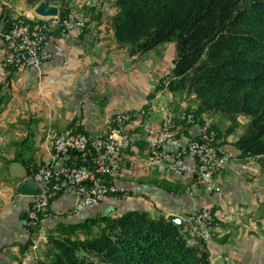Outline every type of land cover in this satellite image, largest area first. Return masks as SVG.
<instances>
[{
    "label": "crops",
    "instance_id": "obj_1",
    "mask_svg": "<svg viewBox=\"0 0 264 264\" xmlns=\"http://www.w3.org/2000/svg\"><path fill=\"white\" fill-rule=\"evenodd\" d=\"M104 2L71 0V7L87 10L96 28L79 39L67 36L53 40L46 48L53 58L39 68L10 70L0 66V264H36L35 258L47 251L44 246L28 251L30 236L22 224L33 196L17 190L38 164L50 158L49 130L79 124L84 133L94 134L103 130L105 118L145 108L153 126L172 112L176 116L175 132L183 142L193 140L199 132V124L184 128L178 120L179 114L189 110L191 100L198 105L194 94L182 89L156 91L158 82L174 67L176 45L161 44L141 57H130L128 49L116 41L111 26L116 12L113 0L109 2L112 11ZM29 10L32 7L25 0H7L0 5V62L6 18ZM200 120L211 123L219 140L234 155L216 175L217 193H207L199 183L153 171L147 164L145 144H139L122 156V168L112 179L128 196L114 200L105 197L99 206L88 207L71 218L45 219L48 234L57 236L68 226L83 224L98 214L117 216L147 210L151 216L174 214L184 218L210 207L225 216L236 214L239 219L215 230L203 245L210 264H264V171L255 158L243 155L235 145L245 128L229 131L230 117L218 112L203 111ZM63 163L58 161L56 167ZM77 201L74 192L66 189L49 209L66 214ZM183 230L191 245L201 244L187 225L183 224Z\"/></svg>",
    "mask_w": 264,
    "mask_h": 264
},
{
    "label": "trees",
    "instance_id": "obj_2",
    "mask_svg": "<svg viewBox=\"0 0 264 264\" xmlns=\"http://www.w3.org/2000/svg\"><path fill=\"white\" fill-rule=\"evenodd\" d=\"M25 1L34 8L44 0ZM113 4L114 36L130 57H141L175 38L171 77L177 89L196 96L197 118L203 111L248 118L235 145L264 171V0H113ZM95 220L103 227L93 239L65 235L64 231L85 229L87 224L50 234L48 264H210L205 248L191 245L183 225L164 215L130 210L99 215L90 224Z\"/></svg>",
    "mask_w": 264,
    "mask_h": 264
},
{
    "label": "built area",
    "instance_id": "obj_3",
    "mask_svg": "<svg viewBox=\"0 0 264 264\" xmlns=\"http://www.w3.org/2000/svg\"><path fill=\"white\" fill-rule=\"evenodd\" d=\"M87 23L82 15L71 12L65 18L47 17L34 25L14 24L4 35L6 55L2 65L38 68L53 58L45 48L54 37L69 34L81 37L89 27ZM143 115L142 110L118 112L104 119L103 132L97 135H88L77 129L51 132L48 135L51 156L34 176L42 193L27 210L24 230L30 233L37 229L52 198L68 188L79 197L70 215L97 206L105 196L118 198L123 194L120 193L122 189L110 183L108 178L120 170L122 154L139 143L147 147V163L152 170L188 183H199L206 192H218L216 174L228 165L231 155L219 145L210 124H199L192 107L179 114L178 120L184 128L199 124L196 138L183 142L174 131L176 117L173 114L168 113L159 128L146 122ZM71 155H77L73 164L56 167L58 161H66ZM190 220L199 239L205 242L221 225L239 222L233 216L213 213L211 208H202ZM223 264L233 263L226 261Z\"/></svg>",
    "mask_w": 264,
    "mask_h": 264
},
{
    "label": "rangeland",
    "instance_id": "obj_4",
    "mask_svg": "<svg viewBox=\"0 0 264 264\" xmlns=\"http://www.w3.org/2000/svg\"><path fill=\"white\" fill-rule=\"evenodd\" d=\"M7 2V0H0V5H3V4H5ZM109 2H110V0H105V8L108 10V11H112V6L109 4ZM70 3H71V0H54V1H51L50 0V4L52 5V6H55V7H57L58 8V14L57 15H55V16H47V17H59V18H65L67 15H69L71 12H73L74 14H77V15H82L84 18H86V21L88 22L87 24H88V28L84 31V34H81V37L80 36H77V35H75V34H69V35H67V36H75L76 38H82V37H84V35H85V33L86 32H88L89 31V33L90 32H94V30H95V28H96V24L95 23H93V22H91L90 20V18H89V16H88V12H87V10L85 9V8H78L77 6L76 7H71L70 6ZM73 3V2H72ZM34 9H35V7L34 8H32V10H29V11H26V12H24V13H22V14H19V15H17V16H9L8 18H6V20H5V26H4V30L1 32V39H2V42H3V39H4V35L9 31V29H11V27L14 25V24H25V25H34L35 23H36V21H43L45 18H47V17H45V16H41V15H38V14H36L35 13V11H34ZM32 11V12H31ZM66 36V37H67ZM58 38H64V37H54L50 42H49V44L53 41V40H55V39H58ZM48 44V45H49ZM162 44H176V40H175V38H173L172 39V41H168V42H164V43H162ZM3 45H4V42H3ZM47 45V46H48ZM47 46H46V48H47ZM162 46H164V45H162ZM46 48H45V50H46ZM47 51V50H46ZM48 52V51H47ZM50 53V52H49ZM5 55H6V49H5V45H4V57H5ZM4 57L2 58V60H1V62H0V66L2 67V68H6V69H28V67H16V68H10V67H6V66H3L2 65V62H3V59H4ZM44 63V62H43ZM42 63V64H43ZM174 64H175V60H174V62H173ZM41 64V65H42ZM131 65V63L126 67V68H128L129 66ZM39 68V67H38ZM173 78H171V72L169 73V74H166L165 76H164V78L162 79V80H160L159 82H158V84H157V87H156V91H162L163 89H168V90H171V91H174V90H179V89H177V87H175V83H174V81L172 80ZM181 90V89H180ZM191 107L192 108H194L195 109V114H196V111L198 110V107H199V105H197L196 103H193L192 104V100H191V103H190V106H189V108L188 109H191ZM144 111V115H143V118H144V120L146 121V122H149L148 121V111H146V109L145 108H140V109H138V110H136V111H132V112H138V111ZM120 112H123V111H120ZM118 113V112H117ZM117 113H115V114H117ZM168 113H171V114H173L172 112H168ZM167 113V114H168ZM167 114H166V116H167ZM174 115V114H173ZM113 116V115H112ZM165 116V117H166ZM175 116V115H174ZM196 116V115H195ZM165 117L163 118V120H162V122L164 121V119H165ZM176 117V116H175ZM239 117V120H237V118ZM108 118V117H107ZM196 118H197V116H196ZM237 118H235V119H231L230 118V120L232 121V124H231V126L229 127L232 131H234L235 129H237V130H242L243 129V126H244V128H246V126H247V121H246V116H237ZM197 120L199 121V124H202V123H204V122H207V123H209L210 124V128H211V131L214 133V135L216 136V139L218 140V142L220 143H218L219 145H221L222 147H223V149H224V152H227L228 154H230L231 155V158H230V161H229V163H228V165L232 162V160H233V158H234V155H233V153H232V151H231V149L228 147V146H226V145H224L223 144V142L222 141H220L219 140V138H218V136H217V134H216V132L213 130V128H212V126H211V123L210 122H208V121H202V120H200V118H197ZM104 121V120H103ZM162 122L158 125V126H153L150 122V124L153 126V127H155V128H159L161 125H162ZM174 122H176V119H175V121ZM180 122V121H179ZM180 124H181V122H180ZM182 125V124H181ZM183 126V125H182ZM186 128V127H185ZM71 129H77V130H79L80 132H83L81 129H80V125L79 124H74V125H72V126H70V127H68V128H66V129H63V130H54V129H51V130H49L48 132H47V136H46V138H47V144H48V147H49V149H50V156H51V146H50V143H49V139H48V135L52 132V133H59V132H64V131H67V130H71ZM103 129H104V127H103ZM230 129H228V130H230ZM174 131H175V128H174ZM101 132H103V130H101L100 132H98V133H94V134H88V135H97V134H99V133H101ZM84 133V132H83ZM85 134H87V133H85ZM176 135H178V134H176ZM196 138V137H195ZM194 138V139H195ZM193 139V140H194ZM139 144H144V143H139ZM139 144H137V145H139ZM136 145V146H137ZM134 148V147H133ZM147 148V147H146ZM132 149V148H131ZM129 151V150H128ZM127 152V151H126ZM126 152H124L123 154H122V156L126 153ZM242 153V152H241ZM77 157V155H71L70 156V158L68 159V160H66V161H64L65 163H63V165H66V164H73V162L75 161V158ZM49 160V159H48ZM47 160V161H48ZM122 161V160H121ZM46 162V161H45ZM44 162V163H45ZM44 163H40V164H38V166L36 167V169H35V171H34V173H33V175L31 176V177H29L28 178V181H33V182H35L34 181V176H35V174L38 172V170H39V167L40 166H42ZM148 164V163H147ZM63 165H62V167H63ZM227 165V166H228ZM149 166V165H148ZM226 166V167H227ZM150 167V166H149ZM225 167V168H226ZM121 168H122V164H121V167H120V170H121ZM59 169V168H58ZM224 169V168H223ZM222 169V170H223ZM120 170L118 171V173L120 172ZM222 170H220V171H222ZM154 171V170H153ZM219 171V172H220ZM156 172V171H155ZM117 173V174H118ZM117 174L115 175V176H117ZM159 174V173H158ZM218 174V173H217ZM216 174V175H217ZM161 175V174H160ZM164 175H170V174H164ZM114 176V177H115ZM114 177H111V178H108V180H109V182L110 183H112L113 184V182H112V179L114 178ZM184 182H186V181H184ZM216 182H217V180H216ZM36 183V182H35ZM186 183H188V182H186ZM37 185H38V187H39V189H40V194L39 195H41V193H42V190H41V187L39 186V184L38 183H36ZM217 184H218V182H217ZM115 185V184H114ZM218 186H219V184H218ZM119 188V187H118ZM204 188V187H203ZM68 189H71L73 192H74V190L72 189V188H68ZM120 189V188H119ZM205 190V189H204ZM64 192V191H63ZM120 193H123V194H121L119 197H122V196H128V193H126V191H124L123 189H122V192H120ZM207 193H210V194H212V193H217V192H207ZM61 194V193H60ZM60 194H57L56 196H54L53 198H52V200L50 201V205H51V203H52V201L57 197V196H59ZM74 194H75V192H74ZM39 195H36V196H33L32 197V200H31V203H32V201L37 197V196H39ZM75 196L77 197V199H78V201H79V197H78V195H76L75 194ZM106 198H110V197H108V196H105ZM104 197V198H105ZM118 197V198H119ZM117 197H115V198H110V199H112V200H114V199H118ZM103 200V199H102ZM101 200V201H102ZM78 201H77V203H78ZM31 203L29 204V206L31 205ZM77 203H76V205H77ZM101 203V202H100ZM99 203V204H100ZM99 204L97 205V206H99ZM50 205H48V209H46L44 212H43V214H42V216H41V218H40V221H39V225H38V228L37 229H33L32 230V232H30V233H27L25 230H24V225L22 224V226H23V230H24V232L25 233H27L29 236H30V240H29V245H28V251L30 250V251H32V252H34L35 250H37V249H39L41 246H44V247H46V249L48 248L47 246H48V237H49V235L50 234H48V232H47V229L45 228V226H44V220L45 219H57V218H59V217H61V216H63L64 218H67V217H69V218H71L72 216H74V215H70V212H72L73 211V209H74V207L76 206H74L68 213H66V214H60V213H57V212H53V211H51L49 208H50ZM29 206H28V208H29ZM97 206H89V207H97ZM28 208H27V210H28ZM88 208V207H87ZM87 208H85L84 210H86ZM205 208H210V207H205ZM212 209V212L213 213H217L216 211H214L213 210V208H211ZM27 210H26V213H27ZM83 210V211H84ZM201 210V209H200ZM82 211V212H83ZM82 212H80V213H82ZM198 212V211H197ZM196 212V213H197ZM79 213V214H80ZM196 213H193V214H196ZM192 213H188V214H186V216L184 217V218H182L181 216H179V215H177V216H179L180 218H181V223L182 224H180V225H183V224H185V225H187L189 228H190V230H191V232L193 231L195 234H196V232L194 231V228H193V225H192V222H191V220H190V217L193 215ZM218 214V213H217ZM76 215H78V214H76ZM99 215H101V214H98L97 216H95L94 218H97ZM103 215V214H102ZM221 215H224V214H221ZM227 215V214H226ZM169 216V215H168ZM168 216H165L167 219H168ZM225 216V215H224ZM227 216H233L235 219H238V217H237V215L236 214H231V215H227ZM25 218H26V214H25ZM25 218L23 219V223H24V221H25ZM94 218H92V219H90L88 222H85V223H83V225L84 224H87V227L84 229V228H80V227H77V230L75 231V232H72L71 231V229H69V228H67V229H64V230H68V231H64V230H62V231H64V232H66V234L65 235H68L69 237H71L72 238V240H86V239H93V238H95V237H97L99 234H100V232H101V228L103 227V223H102V221H99V220H95V222H93L92 224H90V221L91 220H93ZM239 220V219H238ZM232 222H234V221H232ZM229 225V224H228ZM73 226V225H72ZM221 226H223V225H221ZM220 226V227H221ZM69 227V226H68ZM44 230V232H45V234H46V239H47V241L46 242H44V240L43 239H41L40 237H39V235L41 234V231H43ZM78 230H80V231H78ZM61 231V232H62ZM70 231V232H69ZM183 233L185 234V232H184V230H183ZM213 234V233H212ZM197 235V234H196ZM198 237V236H197ZM212 237L213 236H211V238L208 240V241H210L211 239H212ZM199 238V237H198ZM200 240V239H199ZM208 241H201L200 240V243H201V246H203V245H205ZM35 246V247H34ZM29 252H27L26 253V255L28 254ZM46 253H47V251H46ZM46 253H45V255H41L40 257L38 256L37 258H35V260H36V264H48V259H47V257H46ZM41 261V262H40Z\"/></svg>",
    "mask_w": 264,
    "mask_h": 264
},
{
    "label": "water",
    "instance_id": "obj_5",
    "mask_svg": "<svg viewBox=\"0 0 264 264\" xmlns=\"http://www.w3.org/2000/svg\"><path fill=\"white\" fill-rule=\"evenodd\" d=\"M35 13L41 16H55L58 14V8L52 6L48 0L42 1L38 4L35 9ZM132 61L128 62L124 67L126 68ZM17 192L21 195L26 196H36L40 194V189L38 185L33 181H26L20 185ZM168 220L174 222L175 224H182L181 218L177 215L171 214L168 216Z\"/></svg>",
    "mask_w": 264,
    "mask_h": 264
},
{
    "label": "bare ground",
    "instance_id": "obj_6",
    "mask_svg": "<svg viewBox=\"0 0 264 264\" xmlns=\"http://www.w3.org/2000/svg\"><path fill=\"white\" fill-rule=\"evenodd\" d=\"M39 237H40L41 239H43L44 241H47V239H46V234H45L44 230L41 231V234L39 235Z\"/></svg>",
    "mask_w": 264,
    "mask_h": 264
}]
</instances>
